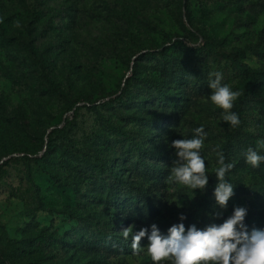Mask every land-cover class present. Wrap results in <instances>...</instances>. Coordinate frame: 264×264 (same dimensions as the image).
<instances>
[{
	"label": "rangeland",
	"instance_id": "1",
	"mask_svg": "<svg viewBox=\"0 0 264 264\" xmlns=\"http://www.w3.org/2000/svg\"><path fill=\"white\" fill-rule=\"evenodd\" d=\"M32 1L38 18L0 0V264H152L122 230L213 222L217 147L235 165L224 217L264 227V165L243 159L264 140V0ZM215 71L238 127L208 100ZM200 125L205 194L167 181L169 144Z\"/></svg>",
	"mask_w": 264,
	"mask_h": 264
},
{
	"label": "clouds",
	"instance_id": "2",
	"mask_svg": "<svg viewBox=\"0 0 264 264\" xmlns=\"http://www.w3.org/2000/svg\"><path fill=\"white\" fill-rule=\"evenodd\" d=\"M223 79L220 71L210 73L208 87L211 94L208 100L223 110V122L235 128L241 120L239 114L231 110L241 92L234 91L230 85L223 83ZM193 132L192 138L175 139L169 144L175 159L169 167L167 181L205 194L210 175L202 150L208 133L204 125L196 127ZM213 151L216 155L214 176L217 184L212 190L214 210L208 213L213 222L204 227H198L196 223L186 227L184 221L187 216L181 214L180 222L173 223L166 232H162L156 223L139 230H135L136 226L132 224L122 230V235L126 240L131 237L134 253L146 251L152 264H264V227L249 228L246 223L248 208L245 206H233L230 215H223L235 195L237 185L226 179L235 165L227 161L219 147ZM243 159L253 169L264 165V140L255 148L249 147L243 153ZM176 205L183 207V204Z\"/></svg>",
	"mask_w": 264,
	"mask_h": 264
},
{
	"label": "trees",
	"instance_id": "3",
	"mask_svg": "<svg viewBox=\"0 0 264 264\" xmlns=\"http://www.w3.org/2000/svg\"><path fill=\"white\" fill-rule=\"evenodd\" d=\"M10 1L11 2H22V3H24L25 4V7L29 10L30 13L33 14V16L35 18H38L39 17V14L42 13V10L40 8V5L34 3L32 0H10ZM0 20H1V18H0ZM10 41L11 40L5 34H3V33L0 34V47L1 48L7 46L6 43H10ZM246 74H248L252 78V81H255V84L253 83L254 95L257 97V99H260L261 100L258 92L256 91L259 88V87H257L258 86L257 85L258 83L256 81L260 80L258 78L259 77L258 72H255V71H252V70H246ZM250 86H252V83H250ZM78 100H79V102H82L84 105H87V104H89L91 102L90 98H88V97H80V98H78ZM243 125L246 126L245 123ZM60 132H61V130H59V129L52 130L51 131V134H52L51 137H53L55 134L60 133ZM49 139H51V138H49ZM248 145H249V143H248ZM257 145L258 144H256V143L250 144V146H254L253 148H255ZM24 159L25 160H28V161H31L32 160L26 154L24 156ZM260 169L258 168V170H260ZM260 171H264V169H262Z\"/></svg>",
	"mask_w": 264,
	"mask_h": 264
}]
</instances>
